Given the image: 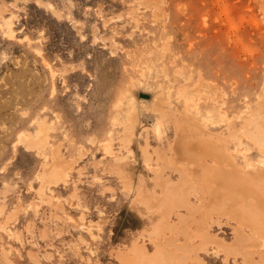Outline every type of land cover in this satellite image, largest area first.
<instances>
[{
    "label": "rangeland",
    "instance_id": "374dc122",
    "mask_svg": "<svg viewBox=\"0 0 264 264\" xmlns=\"http://www.w3.org/2000/svg\"><path fill=\"white\" fill-rule=\"evenodd\" d=\"M0 15L15 21L14 35L0 26V264H245L213 250L234 242V220L203 209L193 223L142 196L189 180L200 204L188 137L264 184L246 127L264 120V0H0ZM43 127L47 161L17 142ZM55 150L69 175L44 182Z\"/></svg>",
    "mask_w": 264,
    "mask_h": 264
},
{
    "label": "bare ground",
    "instance_id": "6f19581e",
    "mask_svg": "<svg viewBox=\"0 0 264 264\" xmlns=\"http://www.w3.org/2000/svg\"><path fill=\"white\" fill-rule=\"evenodd\" d=\"M14 24H15L14 15L8 18L3 17V20L0 21L1 28L5 31V33L9 35H14V31H15ZM191 100H193V97L188 98V101H191ZM194 104L195 105L193 108L195 112L198 113L199 101L196 102L194 100ZM117 105L119 106L120 104H117ZM44 126L46 127V125ZM246 127L252 133H256L257 138L261 144V147H263V151H264V145H263L264 143L262 142V140H264V120H259V119L257 120L256 118L255 121L251 122L249 126H246ZM48 128L49 127L44 128V129L41 128L42 130H40L33 137L23 133L20 135V137L18 136L20 140L18 138L17 142L26 143L29 148L33 146L32 144H34L36 147L39 146L40 148H42V151H43L42 153L44 155L45 160L47 161L49 158V153L47 152V150L43 148H45L48 144V137L46 136ZM186 142L187 143L184 142V144L182 142L179 143L180 147L182 146L183 148V145H185L184 148L188 150V154L190 153L194 155V159L197 160L196 164L198 163L201 169L199 173H196V174L189 173V174H194L197 176L196 178L197 180L195 179L196 182L194 183V186H197L201 189L202 195H201L200 204L199 205L194 204L191 201L190 196L187 195V193L190 194L191 191L194 188H196V187H193V185L190 183L188 179H187L188 181H184V182L187 188L189 189L185 190V187H183L182 189V184H180L181 186H178L179 184L177 183L179 182H175L174 184L171 182V180H169V178H166V177L164 178L162 177L161 178L162 180L159 178L160 180H158L159 182L158 184L159 186H161L160 194H157L155 196V193L152 191V193H154L152 195L155 197L153 196L151 197L149 196V194H147L148 196L144 194V196H142L143 198L141 197L142 200L144 202H147V204L150 203L155 209L156 208L160 209L164 214H167L168 210L178 211L184 206H187L192 211L191 213L192 215L189 217L187 215L185 216L188 217V221H194L193 223H198V220L194 212H197V211L200 212V210H203V209L204 211H207V212L209 211V216L211 219L214 216H219V217L225 216V217H228V219L230 218L231 220H234L235 221L234 230L236 234L234 242L232 243L230 242V244H228V243H225L226 241L224 242V240L221 239L223 242L222 245L219 246V244H217L216 247L213 248V250L216 251L218 249H221L222 252L224 251V255L226 256V259L231 255L234 256V258H236L237 255H241L242 257L249 256L251 257L250 261H249V257L243 258V262L245 264H264V184H262L263 182L261 183V181L263 180L261 178H255V176L245 175L244 173L245 170H243V168L238 166V164L235 162L233 157L227 152L224 146L220 143H217L214 141H205L200 144L195 137H188ZM53 153L55 154L54 162L52 164H49L46 162V165L44 166V171L41 174V176H39L41 177V179H43L44 182H47L49 179L53 180L51 182L58 181L59 179H65L69 175L68 171L70 170L69 165H71V163L68 165L69 161L66 162L65 160H63L64 158L59 157L57 155L58 150H55V152ZM176 153L174 155H176ZM208 158H210L211 161H209ZM261 162L264 167V159H262ZM249 166H250V169L254 168L253 164L251 163H249ZM254 171L256 170L254 169ZM180 174L186 175L185 173H180ZM181 175H180V178L182 177ZM256 175H258V173ZM150 204H148V206H150ZM167 217H166V221H168V219L171 216L168 219ZM184 219H186V217ZM179 221L181 223V220ZM184 221L188 222L187 220H184ZM172 225L174 224L172 223ZM172 225H170L171 229L174 227ZM175 225H176L175 228L177 229V231L175 230V228L174 230L176 231V233L180 232V234L185 235L187 241L189 239H195L196 237H198L199 224L197 225V230L195 229V231L194 229L189 230V229L180 228L181 226L179 227L178 222H176ZM174 230L173 232H175ZM160 235H159V238H160ZM215 237L216 236L213 237L214 240H215ZM162 240H163V237L161 241ZM180 246H181V243H180ZM166 247H169V245H166ZM171 247L174 248V245L173 246L171 245ZM193 248H191L190 251H192ZM175 249L173 251H175ZM184 253H185V250H184ZM254 254L258 255V258H254ZM177 256L172 259L174 262L171 264H185L184 262H186V260L184 259L182 261V258L177 257ZM140 257H143V256H140ZM190 264L192 263L190 262Z\"/></svg>",
    "mask_w": 264,
    "mask_h": 264
}]
</instances>
